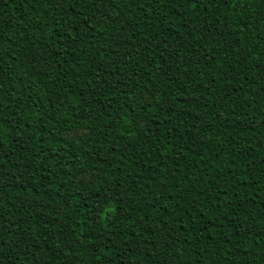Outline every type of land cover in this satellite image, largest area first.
<instances>
[{"label": "trees", "instance_id": "1", "mask_svg": "<svg viewBox=\"0 0 264 264\" xmlns=\"http://www.w3.org/2000/svg\"><path fill=\"white\" fill-rule=\"evenodd\" d=\"M0 264H264V0H0Z\"/></svg>", "mask_w": 264, "mask_h": 264}, {"label": "snow or ice", "instance_id": "2", "mask_svg": "<svg viewBox=\"0 0 264 264\" xmlns=\"http://www.w3.org/2000/svg\"><path fill=\"white\" fill-rule=\"evenodd\" d=\"M57 3H61L62 0H56ZM187 3H191L193 7L196 6L197 0H186ZM84 182H87V178H81Z\"/></svg>", "mask_w": 264, "mask_h": 264}]
</instances>
